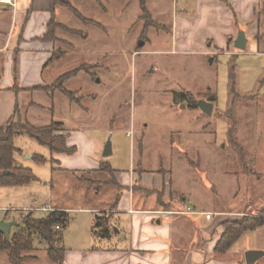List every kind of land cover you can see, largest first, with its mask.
<instances>
[{
  "label": "rangeland",
  "instance_id": "374dc122",
  "mask_svg": "<svg viewBox=\"0 0 264 264\" xmlns=\"http://www.w3.org/2000/svg\"><path fill=\"white\" fill-rule=\"evenodd\" d=\"M70 1L91 21H82L66 8H56V20L72 31H58L61 40L57 55L46 66L45 75L59 77L84 69L65 83L81 104L72 105L59 92L53 108V101L46 94L23 93L20 118L35 127L63 120L71 132L85 131L102 148L110 140L115 148L113 163L121 169L130 170L135 164L137 170L143 165L149 171H169L165 182L162 175L155 176L147 186L157 191L166 186L167 194L172 188L174 198L182 206L189 203L200 209L230 212L225 220L261 215L264 55L252 44L245 50L231 47L235 55L173 52L168 30L172 29L176 13L192 0H146L148 16L142 0ZM0 20L3 31L7 15ZM231 63L235 64L236 90L242 98L234 102L232 113L228 114ZM180 92H191V98L176 96ZM206 92L217 95L211 115L191 107L190 99H206L197 96ZM29 101L34 102L33 108H29ZM13 143L17 164L31 169L39 180L25 185H0V221L21 223V229L25 227L22 218L31 211L38 218L45 214L41 207L63 206L70 217L61 229L66 247L121 244L91 240L94 216L81 210L105 203L115 186L103 182L83 186L63 174L53 178L56 162L52 161L49 146L24 132L16 134ZM254 173L256 180L249 177ZM89 177L101 181L109 178L107 174ZM135 194L147 197L139 190ZM157 196H148L146 204H152ZM238 211L244 213H234ZM198 239L186 243L188 248L198 246L201 235L199 243ZM35 242V249L28 252L32 255L29 264H53L45 244L37 236ZM255 248L264 250V227L243 234L224 259L247 264L246 253ZM0 264H8L5 253H0ZM258 264H264V256Z\"/></svg>",
  "mask_w": 264,
  "mask_h": 264
},
{
  "label": "crops",
  "instance_id": "0c3cea01",
  "mask_svg": "<svg viewBox=\"0 0 264 264\" xmlns=\"http://www.w3.org/2000/svg\"><path fill=\"white\" fill-rule=\"evenodd\" d=\"M15 2V7L0 3V19L4 14L7 15L3 31L0 29V55L4 56L0 58V127L7 125L12 118L17 120L23 116L20 115V97L23 93L46 94L52 99L53 108H55L56 95L59 93V91L48 93L33 89L37 86H49L58 78L45 75V72L46 66L56 56L59 42L40 39L55 14L52 12L54 0H15ZM57 7L54 9L55 12ZM1 23L0 20V26ZM171 28L168 33L172 35L173 52L214 57L220 53L235 55L231 47L238 49L235 41L238 34L244 31L247 38L246 48L252 44L254 50L264 55V0H192L189 6H184L176 13ZM47 81L52 82L47 84ZM33 105L34 102L29 101V108H33ZM17 109L19 113L17 111L16 114ZM53 122L63 123L57 133L67 134L68 146L77 148L73 154L53 153L52 161L56 162L52 169L53 178L63 174L72 176L83 186L96 182L115 186V191H112L105 203L81 210L90 211L93 216L105 213L110 217V236L95 238L92 233V221L89 234L91 240L106 239L121 243L96 248H72L64 245L66 248L64 264H244L240 260L224 259L231 253V249L220 254L215 252V247L224 233L222 222L230 212L200 209L189 203L182 206L172 195V188H169L170 194H167L166 186L161 187L160 191L147 186L150 178L154 179L155 176L162 175V181L165 182L169 171H149L143 168V165L139 167V171L135 168V164L131 165L130 170L121 169L113 163L116 160L113 145L112 154L105 156L103 154L105 146L102 148L85 131L74 130L78 131L74 133L67 128L63 120ZM79 140L82 141V147ZM105 163L111 165L114 174L102 170ZM101 174H107L109 178L101 181L89 177ZM249 177L256 180L257 174L254 173ZM112 178H115L117 184L111 182ZM138 190L144 192L147 197L136 196ZM120 192L121 196L117 200ZM151 195L157 197L148 205L146 201ZM188 206L201 212L212 213L211 219H207L204 214L179 213ZM33 208L40 207L21 209ZM51 209L65 211L67 208L53 206ZM234 213L240 215L244 211ZM263 227L264 225L249 231H257ZM200 235L201 243L196 247L188 248L186 243L192 237L194 238L191 241L199 237L197 241L199 243ZM252 250L264 251L261 248Z\"/></svg>",
  "mask_w": 264,
  "mask_h": 264
},
{
  "label": "trees",
  "instance_id": "16d2710c",
  "mask_svg": "<svg viewBox=\"0 0 264 264\" xmlns=\"http://www.w3.org/2000/svg\"><path fill=\"white\" fill-rule=\"evenodd\" d=\"M57 6L68 9L84 22L91 21L81 15L70 0H54L52 12L55 13L54 9ZM142 7L145 14L150 15L146 7V0H142ZM59 30L72 31V29H68V27L58 22L54 14L51 21L48 23L46 32L40 37V39L43 41L60 42L61 39L58 36ZM232 63L230 69V106L227 110L228 114L232 113L234 102L242 98V95L236 90L235 64ZM82 70L84 69L81 68L79 71L76 70L65 73L59 76L51 85L37 86L33 89L42 90L48 93L59 91L66 98H68L70 102L81 104V102H78L75 99L74 92L65 87V83L72 76ZM191 95V92H180L176 94V96H179L183 100L191 98ZM197 96L206 98L205 100L212 103L217 101V95L210 94L209 92L198 93ZM190 101L191 107L199 108V100L190 99ZM17 111L19 113V109L16 110V114ZM231 119L232 118H230V120ZM232 122L234 121L232 120ZM62 125V122H52L47 126L35 127L30 123L24 122L21 118H18L17 120L12 118L7 125L0 127V185H25L39 180L37 175H35L31 169L19 166L15 160V153L17 149L14 146L13 139L18 133L24 132L29 134L40 143L49 146L52 153H75L77 148L74 146H68V135L57 133V131L61 129ZM38 159L41 160L40 158ZM102 170L114 174V170L109 163H105ZM111 180L112 183L117 184L115 178H112ZM120 196L121 192L118 194L117 200ZM69 220L70 217L68 212L64 210L51 209L38 218L33 217L31 211L28 215L22 218V224H24L25 227L20 229L19 227L21 223H16L14 228L11 230L10 238H7V236L0 231V253H5L8 264H29L28 261L32 258V255L28 252L35 249V237L37 236L39 238V242L45 244L49 260L53 264H64L66 248L63 245L61 229L68 224ZM109 222L110 217L107 214H95L92 224V233L95 238L110 236L111 227ZM222 225L224 227V233L215 247V252L218 254L225 253L230 250V248L239 240L244 232L263 226L264 209L259 216L245 217L242 220H225L222 222ZM57 227H60V230Z\"/></svg>",
  "mask_w": 264,
  "mask_h": 264
},
{
  "label": "water",
  "instance_id": "95a60500",
  "mask_svg": "<svg viewBox=\"0 0 264 264\" xmlns=\"http://www.w3.org/2000/svg\"><path fill=\"white\" fill-rule=\"evenodd\" d=\"M246 44H247V38L244 33V31H241L238 34V37L235 41V46L238 49L245 50L246 49ZM143 45V41L140 42V46ZM199 108L204 112L209 115L212 114L213 111V103L210 101H207L205 99H200L198 102ZM103 154L105 156L112 154V142L109 140L104 147ZM8 173V172H6ZM15 224L13 221H0V231L4 233L7 238H10L11 234V227ZM264 255V251L260 250H249L246 253V262L247 264H256L257 261Z\"/></svg>",
  "mask_w": 264,
  "mask_h": 264
},
{
  "label": "built area",
  "instance_id": "2783aa9c",
  "mask_svg": "<svg viewBox=\"0 0 264 264\" xmlns=\"http://www.w3.org/2000/svg\"><path fill=\"white\" fill-rule=\"evenodd\" d=\"M0 3L10 4V5L14 6V7L16 6L15 0H0ZM41 209L44 210L45 212L51 210V208H46V207H43ZM179 213H182V214H189V213L204 214L207 219H211V217H212V213L198 211L192 206H188L185 210L179 211ZM57 228L59 229L60 227H57Z\"/></svg>",
  "mask_w": 264,
  "mask_h": 264
}]
</instances>
